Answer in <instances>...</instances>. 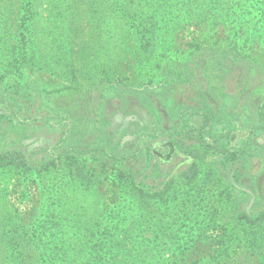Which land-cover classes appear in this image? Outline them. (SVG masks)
<instances>
[{
    "label": "rangeland",
    "instance_id": "obj_1",
    "mask_svg": "<svg viewBox=\"0 0 264 264\" xmlns=\"http://www.w3.org/2000/svg\"><path fill=\"white\" fill-rule=\"evenodd\" d=\"M0 98V264H167L264 210V0H0Z\"/></svg>",
    "mask_w": 264,
    "mask_h": 264
},
{
    "label": "trees",
    "instance_id": "obj_2",
    "mask_svg": "<svg viewBox=\"0 0 264 264\" xmlns=\"http://www.w3.org/2000/svg\"><path fill=\"white\" fill-rule=\"evenodd\" d=\"M161 9H167L170 6L166 4V1L161 3L159 6ZM157 23L153 20L149 22L148 25L156 26ZM15 93H18V88L15 86ZM37 101V100H36ZM0 104L8 105L10 107V112L14 114L13 120L17 117L16 113L17 106L11 104L10 101L5 98H0ZM41 108V107H39ZM24 123V120H17L14 124L11 122L10 129H15L17 125ZM20 135H24V130L18 131ZM179 132H186L183 128L181 131H176V133H169L168 137L161 140L159 144L153 149L149 148V154L156 158L157 148H161L167 151L168 154L173 153L179 147L181 142V134ZM187 133V132H186ZM186 137V136H185ZM180 138V140H179ZM22 141L27 139V135L21 138ZM39 139V138H38ZM200 141V140H199ZM13 149V150H11ZM47 151V149H45ZM27 147L21 145L20 147L14 145V142L0 146V163L8 164L12 161L18 162L26 167L31 166V160L26 156ZM103 151V149L97 150ZM140 150L133 151L132 157L138 154ZM42 164H46V157H43ZM123 165V164H122ZM187 172L184 170L182 175ZM126 179L129 181L130 190H132V196L138 202V196L142 193L151 194V190H145L144 187L135 186V179L132 175H125ZM173 182L163 181V186H158L159 189L153 192V196H158L159 194H170L174 189L171 187ZM130 192V191H129ZM139 203V202H138ZM246 223H239V228L242 234H233L230 237H215V238H202L200 236H194L191 238L190 245L185 248H175L173 252L167 257V264H264V210L259 211L256 217L252 219L251 217L244 214ZM253 220V221H252ZM241 226V227H240ZM42 233H48L52 235L55 232L56 226L54 224L50 226H41ZM151 242V240H150ZM34 245L33 242H30ZM219 244L221 246L220 251H214L213 245ZM250 253V254H249ZM52 258L56 257V253H50ZM51 258V259H52Z\"/></svg>",
    "mask_w": 264,
    "mask_h": 264
}]
</instances>
